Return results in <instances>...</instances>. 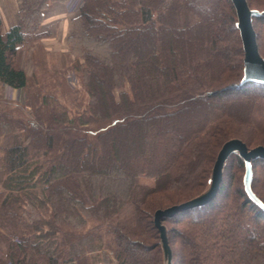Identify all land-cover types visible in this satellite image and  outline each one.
<instances>
[{"label":"trees","instance_id":"16d2710c","mask_svg":"<svg viewBox=\"0 0 264 264\" xmlns=\"http://www.w3.org/2000/svg\"><path fill=\"white\" fill-rule=\"evenodd\" d=\"M64 1L22 0L15 25L0 29V84L23 89L32 110L27 119L0 98V264H96L105 248L116 264H159L147 218L201 192L211 167L194 169L225 140L264 135V84L240 83L230 0H83L67 63L87 101L75 97L70 113L18 63L42 37L43 10ZM246 2L264 59V0ZM223 172L210 202L170 219L177 264H264V211L244 192L242 159ZM251 172L264 205V160Z\"/></svg>","mask_w":264,"mask_h":264},{"label":"rangeland","instance_id":"374dc122","mask_svg":"<svg viewBox=\"0 0 264 264\" xmlns=\"http://www.w3.org/2000/svg\"><path fill=\"white\" fill-rule=\"evenodd\" d=\"M211 0H208V2H210ZM250 1V0H249ZM204 2H206V0H204ZM203 2V3H204ZM82 3V2H81ZM252 3V1H251ZM79 5V4H78ZM208 5V4H207ZM205 9V7H204ZM205 11H208V8L205 9ZM264 37V35H263ZM263 41H264V38H263ZM24 50L27 49V47H24L23 48ZM22 49V50H23ZM36 61H37V72H36V76H38L40 79L38 80L43 86H45V89L48 91V92H51L53 93L54 95H56L60 102L62 104H64L67 108V110L72 113V111H74V98L78 97V99H82V101L85 103L87 101V95L84 94V89L82 87V84H81V81H80V78L79 76L72 70L70 69V65L68 62V58H69V46H68V53L66 55H62L60 53H51V54H43V52L39 51V50H36ZM18 63L20 65L21 63V56L19 55V58H18ZM42 72H44V76H41ZM43 77V78H42ZM36 81V80H35ZM125 89H127V87L125 86ZM67 92V91H70V92H75L77 91L76 93L69 95L67 98L64 96V94L62 92ZM63 94V96H62ZM80 96V97H79ZM0 98L1 100L3 101H7V102H11L13 104H16V108L17 110L27 119H30L32 117V110L31 108H29L28 106L25 105V100H26V94L24 92V90H12L2 84H0ZM83 103V104H84ZM193 120L191 119L190 120V123H192ZM246 136V134H245ZM245 136H242V137H233V138H228L227 140H225L224 142L230 140V139H237V140H240L244 145L245 147L250 150V149H253L257 146H263L264 147V135H259V136H255L253 133L251 134V137H250V141L248 142L246 139H245ZM247 141V142H246ZM223 142V143H224ZM222 143V144H223ZM218 146L216 148V153H215V156H214V160L215 161V158H216V155L218 153V151L220 150L221 146ZM214 162L211 163V165H209V159H204L203 162H200L196 165L195 169H194V172L197 170V173H200L202 169H204V167H211L210 168V173H211V169H212V166H213ZM203 171V170H202ZM226 178V175L224 174L223 172V175H222V180H225ZM139 181L146 185V186H152L153 183H154V180L151 179V178H145V177H142L140 176L139 177ZM202 181L198 178L196 179V182L195 184L199 183ZM236 180L235 182L233 183V188L236 187ZM208 187V184L207 186L201 191L199 192L198 194H195L194 196H191L189 199L183 201V202H174V203H167V204H160L158 208L154 209L149 218H147V222H150L151 225H152V229L151 232H155L156 236L154 237V239H152L151 241V244L149 246H146V250L147 251H151V253L154 254V252L158 251L159 253V257H160V263L159 264H162V251H161V247H160V244H159V232L157 230V228L155 227L154 225V221H153V214L156 210L160 209V210H163L165 208H168V207H171V206H174V205H179L181 203H184L186 201H189L193 198H195L196 196H198L199 194H201L203 191L206 190V188ZM162 196V197H161ZM164 195H158V196H155L154 199H160L162 200ZM163 201V200H162ZM163 203V202H162ZM31 208L29 207L28 204H25L23 203V208H22V211L26 214H29V220H31L33 217L31 214ZM185 211V210H184ZM33 212V211H32ZM183 212V211H181ZM180 213V212H178ZM176 213V214H178ZM175 215V214H174ZM173 215V216H174ZM172 216V217H173ZM172 217L170 218H163L159 221V224L160 225H163L166 229V236H167V245L170 249V253H171V257H172V262L175 264H177V253L179 252L180 250V245H179V241L173 237V235H170L171 234V230L172 228H176V226L174 224H172V222L170 221V219H172ZM96 222V221H95ZM79 229V228H78ZM83 230V229H82ZM150 248V249H147ZM137 256L138 257H142L143 259L144 258H147L149 257V255H151L150 253H146L144 252V250H138L137 252ZM93 254L97 257L98 261L96 262V264H116V260L112 254V252L105 248V249H101V250H96L93 252ZM138 259V258H137ZM140 261L142 259H139Z\"/></svg>","mask_w":264,"mask_h":264},{"label":"water","instance_id":"95a60500","mask_svg":"<svg viewBox=\"0 0 264 264\" xmlns=\"http://www.w3.org/2000/svg\"><path fill=\"white\" fill-rule=\"evenodd\" d=\"M235 11V27L238 30L243 58H242V77L240 83L256 82L264 84V59L260 56L255 32L252 26V18L259 13L248 7L246 0H230ZM236 154L244 163V173L242 177L243 189L254 204L264 211V205L254 196L251 191L250 183L252 178L251 161L256 159L264 160V147L257 146L248 150L245 145L237 139H230L224 142L218 151L211 173L208 179V187L195 198L174 205L163 210H156L153 214L154 225L159 232V244L162 251V264H173L170 249L167 245L166 229L159 221L163 218H170L174 214L206 205L216 195L222 182L224 167L229 158Z\"/></svg>","mask_w":264,"mask_h":264},{"label":"crops","instance_id":"0c3cea01","mask_svg":"<svg viewBox=\"0 0 264 264\" xmlns=\"http://www.w3.org/2000/svg\"><path fill=\"white\" fill-rule=\"evenodd\" d=\"M22 0H0V29L6 32L16 23V14ZM79 2L83 0H67L52 3L42 12V21L38 33L42 35L39 42L20 52V68L26 76L31 77L37 68L36 50L43 54L68 53V39L71 36V21L77 16ZM82 4V3H81ZM67 56V55H66Z\"/></svg>","mask_w":264,"mask_h":264},{"label":"built area","instance_id":"2783aa9c","mask_svg":"<svg viewBox=\"0 0 264 264\" xmlns=\"http://www.w3.org/2000/svg\"><path fill=\"white\" fill-rule=\"evenodd\" d=\"M78 4H79V6H81V2H79Z\"/></svg>","mask_w":264,"mask_h":264}]
</instances>
